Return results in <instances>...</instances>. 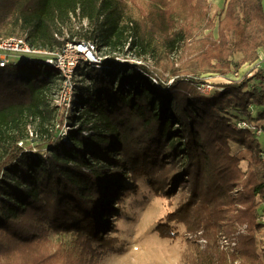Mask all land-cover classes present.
<instances>
[{
	"label": "trees",
	"instance_id": "16d2710c",
	"mask_svg": "<svg viewBox=\"0 0 264 264\" xmlns=\"http://www.w3.org/2000/svg\"><path fill=\"white\" fill-rule=\"evenodd\" d=\"M224 1L213 39L200 36L215 27L207 0H0L2 37L50 50L98 41L168 75L112 59L81 64L88 83L56 128L59 72L37 55L0 68V264H92L117 242L105 233L110 214L138 180L164 199L179 193L155 230L174 239L172 224L183 227V264H264V151L252 130L264 128V74L226 78L264 49L263 0ZM84 20L90 28L76 31ZM29 64L46 70L18 69ZM205 72L222 79L201 95ZM50 231L69 245L51 251Z\"/></svg>",
	"mask_w": 264,
	"mask_h": 264
},
{
	"label": "rangeland",
	"instance_id": "374dc122",
	"mask_svg": "<svg viewBox=\"0 0 264 264\" xmlns=\"http://www.w3.org/2000/svg\"><path fill=\"white\" fill-rule=\"evenodd\" d=\"M207 2L210 6L209 18L215 24V27L211 30H203L200 36L203 37L207 33H211L213 39H216V25L218 20L223 16L225 1L207 0ZM89 28L90 26L85 20L80 24H75V29L78 32L83 33ZM96 43L97 45L99 44L98 41H96ZM98 54L99 56H104L107 59H112L114 62L125 60V62L123 61L118 63H132L133 61H139L140 64H147L154 71H156L158 77L163 81L168 78L167 72L158 68L153 60L149 58L145 60L138 59L134 52H120L117 50L112 51L107 47L98 48ZM115 55L120 57L116 59V57H114ZM238 58H240V54H237L234 57V60H237ZM11 59H13V61H18V58ZM259 59L261 58L259 57L256 61ZM256 61L243 64L236 72L227 74L226 78L229 80L242 78L244 75L253 71ZM80 65V62L76 64L74 67L75 69H73L72 72L74 76L72 78H74V80L76 79L75 81L77 83L75 87L85 86L88 83V80L83 78L82 69L85 68ZM84 65L86 66V64ZM77 68L78 71H76ZM18 69L25 73L30 71L37 72L46 70L45 67H38L32 64L20 66ZM200 78L205 80V83H203L204 86H201L198 91L201 95L207 94L205 91L208 90V84L215 86L216 84H219L222 79V77L218 74H213L211 72L203 73ZM75 87L73 88L69 103L68 101H64L63 98L59 99V91L55 92L51 96L50 107L54 109L53 115L55 116L51 124L55 125L56 128H58L57 126L59 125L61 115H64L65 111L68 110L70 113L76 111L72 110V105L76 97L75 93L77 88ZM62 121L63 124L59 129L58 136L66 137L71 129L72 122L67 121L66 123L64 118ZM35 130L36 128L34 124L27 126V132L31 131L34 134ZM66 143L68 142L66 141ZM241 167L244 169L245 163H241ZM125 182L129 186L132 184L128 179H126ZM135 185V192L126 197L119 205L115 206L116 211L110 214V225L106 228L105 233L117 242L101 257L95 258L92 264H183L181 261V255L186 244L183 227L172 224L174 232L177 233V236L174 239L161 238L155 230L158 223L164 221L165 215L168 212H172L176 208L179 201V193L168 200L156 196L145 180H138ZM118 188L119 187L116 186L114 189L118 190ZM105 215L109 216V214ZM48 235L50 239L49 247L51 251L58 248V245L68 246L71 240L70 235L60 236L52 231L48 232ZM220 243H222L221 240ZM223 245L224 248H226V251H231L234 247V241H228V244L223 243ZM225 245H227V247Z\"/></svg>",
	"mask_w": 264,
	"mask_h": 264
},
{
	"label": "built area",
	"instance_id": "2783aa9c",
	"mask_svg": "<svg viewBox=\"0 0 264 264\" xmlns=\"http://www.w3.org/2000/svg\"><path fill=\"white\" fill-rule=\"evenodd\" d=\"M69 51V52H68ZM42 56L45 62L53 66L62 77V83L59 90V99L63 98L64 101L70 102L73 88L75 87L73 69L79 62L92 66L95 68L100 67L102 61L107 58L99 56L98 47L95 42H75L67 41L61 50H50L45 48H37L32 46L25 38L18 36L2 37L0 36V68L8 64L10 58L21 56ZM264 56V49L259 53V57ZM118 59V55H115ZM125 62V60L116 61ZM132 64L139 65V61H133ZM197 87L198 91L200 87ZM205 93L209 94L211 86H207ZM63 94V95H62ZM206 94V95H207ZM68 105V104H67ZM244 126V125H242ZM254 135L256 138L261 139L264 136V128H254ZM264 160V156H263ZM264 223V216L261 218Z\"/></svg>",
	"mask_w": 264,
	"mask_h": 264
},
{
	"label": "crops",
	"instance_id": "0c3cea01",
	"mask_svg": "<svg viewBox=\"0 0 264 264\" xmlns=\"http://www.w3.org/2000/svg\"><path fill=\"white\" fill-rule=\"evenodd\" d=\"M262 5H263V10H264V0L262 1ZM263 63H264V57L261 56V59H259L258 61L255 62V65L253 67V71H254V69H261L263 74H264ZM259 141H260L261 150L264 151V136ZM260 238L263 242V247H264V229H263L262 234L260 235Z\"/></svg>",
	"mask_w": 264,
	"mask_h": 264
}]
</instances>
